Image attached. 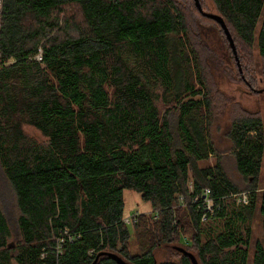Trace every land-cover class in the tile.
Returning a JSON list of instances; mask_svg holds the SVG:
<instances>
[{
	"label": "trees",
	"instance_id": "1",
	"mask_svg": "<svg viewBox=\"0 0 264 264\" xmlns=\"http://www.w3.org/2000/svg\"><path fill=\"white\" fill-rule=\"evenodd\" d=\"M212 1L208 12L223 17L236 47L257 43L264 59V0ZM194 4L193 17L212 21L231 48ZM188 19L178 0H3L0 169L16 195L21 239L9 242L0 204V264H92L100 252L95 264H119L111 253L130 264H193L178 247L199 264H249L259 201L264 228V122L245 113L228 128L250 192L237 206L241 188L221 159L196 164L216 148ZM126 188L152 207L130 224L136 253ZM251 264H264L259 240Z\"/></svg>",
	"mask_w": 264,
	"mask_h": 264
},
{
	"label": "rangeland",
	"instance_id": "2",
	"mask_svg": "<svg viewBox=\"0 0 264 264\" xmlns=\"http://www.w3.org/2000/svg\"><path fill=\"white\" fill-rule=\"evenodd\" d=\"M178 2L189 16L190 35L197 45L208 89L206 91L212 103L210 138L216 148V154H211L208 159L197 161L196 164L199 167L212 166L219 157L229 177L241 188L240 192L233 194L234 201L237 206L247 205L250 201V192L247 191L248 180L242 176L236 166L233 144L228 137V128L233 118L245 113L259 114L264 122V59L259 53L257 43L246 47L245 50L237 45L242 73L231 50L232 48H228L223 39L225 38L223 32L207 18L201 17L202 20H200L197 17H193V15L195 16L194 11H197L194 0H178ZM200 2L207 11H215L212 0H200ZM76 15L79 18V12ZM171 119H174L173 114ZM25 130L39 140H44L45 138L33 126L27 125ZM259 186L258 194H261L264 189V160ZM189 187L190 189L193 188L191 181ZM124 199L126 216H132L137 211L147 214L152 212L151 204L144 201L141 194L137 191L128 188L124 189ZM0 204L11 228L9 242L15 245L21 239L18 226L19 209L14 189L3 175L1 169ZM259 206L260 201L250 221L252 234L249 247V264L252 263L255 242L259 240L264 245V228ZM129 228L131 232L130 248L132 252L136 253L138 252V243L133 227L130 225ZM164 251L170 252L171 250L166 248L162 249L161 252ZM159 256L162 257V255Z\"/></svg>",
	"mask_w": 264,
	"mask_h": 264
},
{
	"label": "water",
	"instance_id": "3",
	"mask_svg": "<svg viewBox=\"0 0 264 264\" xmlns=\"http://www.w3.org/2000/svg\"><path fill=\"white\" fill-rule=\"evenodd\" d=\"M195 3H196V6H197L198 10H199L204 16L216 20V21L221 25L222 29L224 30V32H225V34H226V36H227V39L229 40L230 46H231V48H232V50H233V53H234V55H235V58H236V60H237V63H238L239 69H240V71L242 72V68H241V66H240V61H239V57H238V53H237V47H236V44H235L234 38H233V36H232V34H231V32H230V29L228 28V26H227L225 20L223 19V17H222L220 14H218V13L205 11V10L203 9V6H202L200 0H195ZM261 91H262V90H261ZM178 250H180V251H182V252H185V253H188V255L190 256V258H191V260H192V262H193V264H199V263H198V260H197V258L195 257L194 254L188 252L186 249H184V248H182V247H178ZM104 253H106V252H100L92 264H95L96 261H97V259H98V257H99L101 254H104ZM111 256H112V257H113V258H114L119 264H130L129 262H126L124 259H122V258H121L120 256H118L117 254H112V253H111Z\"/></svg>",
	"mask_w": 264,
	"mask_h": 264
},
{
	"label": "built area",
	"instance_id": "4",
	"mask_svg": "<svg viewBox=\"0 0 264 264\" xmlns=\"http://www.w3.org/2000/svg\"><path fill=\"white\" fill-rule=\"evenodd\" d=\"M2 11H3V0H0V27H1V22H2ZM36 58L38 60H42V49H40L39 53L37 54ZM211 195V191L209 188H206L204 190V199H205V205L207 207L208 210L212 211L214 208V200L212 199ZM140 213H145V212H136L134 215L132 216H124V222L127 224H131L136 220V216ZM205 218V217H204Z\"/></svg>",
	"mask_w": 264,
	"mask_h": 264
}]
</instances>
